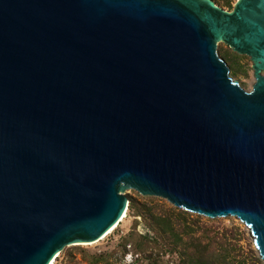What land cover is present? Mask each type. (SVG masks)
<instances>
[{"label": "water", "instance_id": "obj_1", "mask_svg": "<svg viewBox=\"0 0 264 264\" xmlns=\"http://www.w3.org/2000/svg\"><path fill=\"white\" fill-rule=\"evenodd\" d=\"M263 73L264 0H0V264L98 242L127 190L238 219L264 263Z\"/></svg>", "mask_w": 264, "mask_h": 264}, {"label": "trees", "instance_id": "obj_2", "mask_svg": "<svg viewBox=\"0 0 264 264\" xmlns=\"http://www.w3.org/2000/svg\"><path fill=\"white\" fill-rule=\"evenodd\" d=\"M231 8V0H223ZM231 55H230V54ZM238 55L231 49L221 58L231 70L242 72L237 66ZM127 214L140 217L147 232L137 233L135 220L131 231L121 237L118 244L120 260L128 253L137 255L132 264H260L261 261L249 256L241 247V237L237 229H220L207 225L202 216L176 208L153 206L138 197L126 196ZM88 264H117L112 261V253H87L79 247L75 249ZM169 255L171 259L165 260ZM176 257V259H173Z\"/></svg>", "mask_w": 264, "mask_h": 264}, {"label": "rangeland", "instance_id": "obj_3", "mask_svg": "<svg viewBox=\"0 0 264 264\" xmlns=\"http://www.w3.org/2000/svg\"><path fill=\"white\" fill-rule=\"evenodd\" d=\"M212 1H214V3L221 9L225 11H231L237 0H231V8H228L223 3V0H212ZM229 49L230 48H228L225 44L219 43L217 46V53L219 57L226 54ZM238 56L239 57H238L237 66L241 68L242 72L240 71L236 72V70H231L229 72V75L233 79V81H237L239 85L245 91L251 92L253 85L255 83L254 73L252 69V62L247 56H243V55H238ZM124 194L126 196L130 195L132 197H138L141 201H146L152 204L153 206L163 205L167 208H175L164 199H160L157 197H144L134 190H127L125 191ZM192 215L194 217L198 216L195 214H192ZM204 219L206 220V218ZM135 220L138 222L136 226L137 233L144 235L147 232V230L145 229L141 218L140 217L134 218L128 215L126 212V218L119 224V226L111 234H109L103 240L95 242L93 245L69 246V247L64 248V250L61 253H59L60 254V264H88L86 260L83 258V255L79 254L78 251H75V249L78 247L90 254L112 253L113 254L112 261L117 262V264H132V262L137 257V255L132 254L131 250L129 249L130 247H127L128 253L120 260V252L118 249V244L121 240V237H124L131 231ZM204 222L209 226L217 227L220 229H233V228L237 229L238 234L241 237L240 244H241L242 250L249 256L252 255L250 251L253 252L254 257H256L257 259L261 261L260 264H264L261 258L259 257L257 250L255 249L254 240L250 234L249 229L244 224H242L238 219L227 217V218H222V219H212V221H204ZM164 259L169 260L171 259V257L169 255H166ZM173 259H176V257H173Z\"/></svg>", "mask_w": 264, "mask_h": 264}, {"label": "bare ground", "instance_id": "obj_4", "mask_svg": "<svg viewBox=\"0 0 264 264\" xmlns=\"http://www.w3.org/2000/svg\"><path fill=\"white\" fill-rule=\"evenodd\" d=\"M125 218H126V214L120 219V221L117 223V225H115L113 228H111L99 241L103 240L105 237H107L109 234H111ZM93 244L94 243H88V244H80L77 246H88V245H93ZM58 255H59V253L57 255H55V257L51 260V262L49 264H54L55 258Z\"/></svg>", "mask_w": 264, "mask_h": 264}, {"label": "built area", "instance_id": "obj_5", "mask_svg": "<svg viewBox=\"0 0 264 264\" xmlns=\"http://www.w3.org/2000/svg\"><path fill=\"white\" fill-rule=\"evenodd\" d=\"M54 264H60V254L55 258Z\"/></svg>", "mask_w": 264, "mask_h": 264}, {"label": "flooded vegetation", "instance_id": "obj_6", "mask_svg": "<svg viewBox=\"0 0 264 264\" xmlns=\"http://www.w3.org/2000/svg\"><path fill=\"white\" fill-rule=\"evenodd\" d=\"M233 9V8H232ZM232 11V10H231ZM228 12H230V11H228ZM228 47V46H227ZM229 48V47H228Z\"/></svg>", "mask_w": 264, "mask_h": 264}]
</instances>
